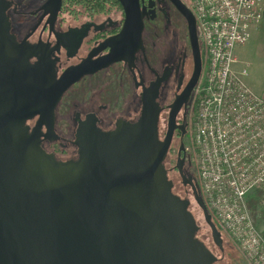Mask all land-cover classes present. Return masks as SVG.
<instances>
[{
    "label": "flooded vegetation",
    "instance_id": "obj_1",
    "mask_svg": "<svg viewBox=\"0 0 264 264\" xmlns=\"http://www.w3.org/2000/svg\"><path fill=\"white\" fill-rule=\"evenodd\" d=\"M138 1L140 19L132 20L122 0H0V132L15 131L66 163L99 160L109 135L115 145L134 138L126 153L159 150L172 128L163 163L203 241L187 151L191 10L187 0ZM222 237L223 248L214 238L206 244L214 264H225Z\"/></svg>",
    "mask_w": 264,
    "mask_h": 264
},
{
    "label": "water",
    "instance_id": "obj_2",
    "mask_svg": "<svg viewBox=\"0 0 264 264\" xmlns=\"http://www.w3.org/2000/svg\"><path fill=\"white\" fill-rule=\"evenodd\" d=\"M122 2L127 17L139 20V1ZM185 13L195 87L202 55L195 17ZM172 130L159 150L126 153L134 138L115 145L109 135L99 160L66 163L15 131L0 132V264H214L217 257L196 236L189 201L173 193L163 163ZM196 197L223 248L222 233L199 192Z\"/></svg>",
    "mask_w": 264,
    "mask_h": 264
},
{
    "label": "built area",
    "instance_id": "obj_3",
    "mask_svg": "<svg viewBox=\"0 0 264 264\" xmlns=\"http://www.w3.org/2000/svg\"><path fill=\"white\" fill-rule=\"evenodd\" d=\"M202 43L188 107L187 151L198 190L246 264H264V97L236 68V48L262 25L264 0H187ZM260 194L256 208L249 199Z\"/></svg>",
    "mask_w": 264,
    "mask_h": 264
},
{
    "label": "crops",
    "instance_id": "obj_4",
    "mask_svg": "<svg viewBox=\"0 0 264 264\" xmlns=\"http://www.w3.org/2000/svg\"><path fill=\"white\" fill-rule=\"evenodd\" d=\"M236 51H239L241 56H243L239 58V52L238 54L236 53V57L239 60L236 68H238L237 65L241 67L244 63H251L248 83L254 90L256 89V92L264 97V14L262 25L254 30L250 40L244 45L238 46Z\"/></svg>",
    "mask_w": 264,
    "mask_h": 264
},
{
    "label": "rangeland",
    "instance_id": "obj_5",
    "mask_svg": "<svg viewBox=\"0 0 264 264\" xmlns=\"http://www.w3.org/2000/svg\"><path fill=\"white\" fill-rule=\"evenodd\" d=\"M201 47H202V43H201ZM202 51H203V48H202ZM238 52L239 51H236L237 54H238ZM242 57L243 56H241V54L239 52V58H242ZM250 66H251V63L247 64V68H248L247 81L248 82H249L248 79L250 76ZM237 67H238V69H242V66L240 67V65H237ZM250 83H252V82H250ZM189 116L190 115L188 114V119H189ZM188 142H189V137L187 138V143ZM256 212L260 213V212H258L257 209H256ZM255 215H256V213H255ZM199 216L201 217L200 223L202 224L200 231H199V236L202 238V240L204 242H206L205 244L210 245V246L215 245L214 241H213L212 231H211L209 225H207L205 219L203 218L201 210L199 211ZM222 235H224V234H222ZM224 237H225V239H224V250H225V252H224V254H222L224 257V263L225 264H246V261L243 258L242 254L239 252L238 248L228 239L227 236L224 235ZM217 254L220 257V253L218 252Z\"/></svg>",
    "mask_w": 264,
    "mask_h": 264
},
{
    "label": "trees",
    "instance_id": "obj_6",
    "mask_svg": "<svg viewBox=\"0 0 264 264\" xmlns=\"http://www.w3.org/2000/svg\"><path fill=\"white\" fill-rule=\"evenodd\" d=\"M259 198H260V194H256L255 198L253 199H249V205L255 209L256 208V204L257 202L259 201ZM256 217L259 218V217H264V212L263 213H257L256 212Z\"/></svg>",
    "mask_w": 264,
    "mask_h": 264
}]
</instances>
